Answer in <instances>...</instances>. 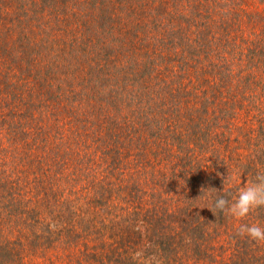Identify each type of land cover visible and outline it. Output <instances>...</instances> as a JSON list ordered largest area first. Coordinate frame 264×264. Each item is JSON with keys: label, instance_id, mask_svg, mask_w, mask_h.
I'll return each instance as SVG.
<instances>
[{"label": "trees", "instance_id": "trees-1", "mask_svg": "<svg viewBox=\"0 0 264 264\" xmlns=\"http://www.w3.org/2000/svg\"><path fill=\"white\" fill-rule=\"evenodd\" d=\"M260 174L264 0H0V264H264Z\"/></svg>", "mask_w": 264, "mask_h": 264}, {"label": "clouds", "instance_id": "clouds-1", "mask_svg": "<svg viewBox=\"0 0 264 264\" xmlns=\"http://www.w3.org/2000/svg\"><path fill=\"white\" fill-rule=\"evenodd\" d=\"M214 207L220 212L227 211L232 216L243 218L256 208L264 207V174L257 176L256 181L238 191L233 201L219 196ZM239 234L255 241H264V226L258 224H241Z\"/></svg>", "mask_w": 264, "mask_h": 264}, {"label": "rangeland", "instance_id": "rangeland-1", "mask_svg": "<svg viewBox=\"0 0 264 264\" xmlns=\"http://www.w3.org/2000/svg\"><path fill=\"white\" fill-rule=\"evenodd\" d=\"M260 243L262 244L261 247H263L264 246V241H260ZM33 258L31 257L28 260H25V264H48L47 262L43 263L42 261L36 260L37 258H34V259ZM49 264H51V263H49Z\"/></svg>", "mask_w": 264, "mask_h": 264}]
</instances>
